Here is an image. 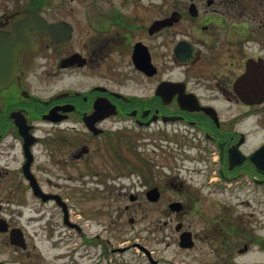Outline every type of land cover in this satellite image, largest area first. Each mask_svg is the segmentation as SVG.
Segmentation results:
<instances>
[{
	"label": "flooded vegetation",
	"instance_id": "1",
	"mask_svg": "<svg viewBox=\"0 0 264 264\" xmlns=\"http://www.w3.org/2000/svg\"><path fill=\"white\" fill-rule=\"evenodd\" d=\"M180 43L188 50L178 54ZM255 58L264 62V0H0V179L13 183L6 200L50 218L49 237L60 244L54 209L64 218L62 200L80 227L70 236L75 252L55 259L30 248L28 232L23 245L13 243L15 220L0 212V264H124L113 260L110 240L95 242L75 219L89 185L124 200L131 223L155 210L172 222L181 216L190 255L235 243L239 207L264 185L240 122L264 112ZM167 145L189 160L177 191L172 181L170 190L149 185L158 178L150 146ZM16 160L17 188L7 177ZM32 181L59 201L36 195ZM174 195L183 210L172 213Z\"/></svg>",
	"mask_w": 264,
	"mask_h": 264
},
{
	"label": "rangeland",
	"instance_id": "2",
	"mask_svg": "<svg viewBox=\"0 0 264 264\" xmlns=\"http://www.w3.org/2000/svg\"><path fill=\"white\" fill-rule=\"evenodd\" d=\"M231 80H233V77L229 76ZM260 132H264V127L260 129ZM178 154V155H177ZM173 155V157L176 155L177 162H173V167H176L178 164L183 163L184 156L179 149H174L173 152L170 150V147H159V150H156L155 158L156 162L159 164L158 169L159 171L167 170L169 173L165 175V178L167 179L168 176L171 175V167L165 166L167 161L170 159V157ZM154 159V157H153ZM18 163H15L14 173L17 175ZM160 180L159 178H157ZM0 185H4V181L0 180ZM130 189H134V185L131 183L127 186ZM104 186H100L98 189L95 190L94 196L89 197L85 202L82 203L83 208L86 210H82V212H88L87 214L82 215V219L84 220L85 226H90L89 230L92 231V233L95 234H103V235H114L118 236L119 238L129 237L133 233H137L139 236H142L147 239L148 243L151 245L152 248H154L157 252V256H167L169 259H172L176 264H184L185 262L193 263L191 261H198V258L200 256L194 257V255H190L188 252H183L180 249H178L177 246L167 247L165 242L161 241V232L155 231V228L159 226V222H164L166 220V214H163L157 210H155L154 214L152 216H145L142 218H137L136 223L134 225H131L128 222V217L124 216L121 218H117L116 216L119 214H122L121 210L122 208H119L120 203H122L121 200H116L114 197H105L104 195ZM250 204L247 208L249 210L248 214L251 215V219L253 220V225L255 228L259 227L258 222L264 220L263 216L260 214L261 207H260V201L256 197H249ZM4 202L0 199V203ZM4 209L7 208V211L10 210L12 214L16 216V220L19 224H26L28 220V215L20 216L16 214L18 210L20 209L18 206H15V204L11 203V206L9 204L3 203ZM110 205V208L107 207V205ZM81 208V207H80ZM110 210V213H107ZM54 216V214H52ZM58 223L61 225V220L58 217ZM110 221L113 224L112 229L107 228L104 229L103 226V220ZM256 219L257 223L254 221ZM106 225H109L107 223ZM120 226V227H118ZM53 228L50 227V220H42L40 223H36L35 226H32L30 228V231L34 232V238L30 239V248H32L33 245H37L39 248L45 249L50 257H53L55 259L62 256L67 250L71 251L73 249V252H75L74 248H71L73 246V243H71L70 239H64L63 243H58L60 241V237L55 236L53 238H50L49 235L52 234ZM60 228H58L59 230ZM65 230V229H64ZM153 230L154 232H151ZM264 232V228L262 230ZM258 232H255L257 234ZM56 244V250L52 251L51 246ZM211 245H207L206 248L210 247ZM166 248V249H165ZM41 252V250H39ZM42 253V252H41ZM21 257H25V254L23 252H19ZM42 257H45L42 253ZM173 256V257H172ZM191 257H194L191 259ZM49 258V257H48ZM188 258V259H187ZM133 259V262H136L134 257H130V260ZM245 260H247V264H251V262H260L261 264H264V253L253 250L251 253H249ZM17 262V261H16ZM162 264V263H161ZM205 264H211V262H207Z\"/></svg>",
	"mask_w": 264,
	"mask_h": 264
}]
</instances>
